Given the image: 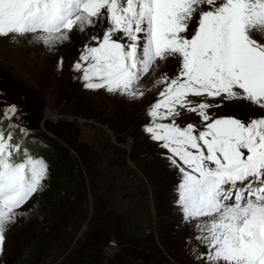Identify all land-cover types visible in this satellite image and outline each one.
<instances>
[{
    "label": "snow or ice",
    "instance_id": "snow-or-ice-1",
    "mask_svg": "<svg viewBox=\"0 0 264 264\" xmlns=\"http://www.w3.org/2000/svg\"><path fill=\"white\" fill-rule=\"evenodd\" d=\"M102 20L103 36H93L96 46L85 45L73 66L85 88L143 95L137 86L157 61L178 56V74L156 81L166 87L145 131L182 174L177 202L185 220L208 218L196 224L208 264H264V116L213 118L207 110L220 105L188 99H244L264 109V0H0V36L33 34L45 45ZM177 106L197 113L203 130L157 122L179 116ZM46 178L45 161L27 149L21 155L12 132L0 129V251L6 225Z\"/></svg>",
    "mask_w": 264,
    "mask_h": 264
},
{
    "label": "rangeland",
    "instance_id": "rangeland-1",
    "mask_svg": "<svg viewBox=\"0 0 264 264\" xmlns=\"http://www.w3.org/2000/svg\"><path fill=\"white\" fill-rule=\"evenodd\" d=\"M198 19L197 15L191 21L189 37L197 27ZM107 27V21L102 20L84 32L71 31L67 40L54 45L35 40L33 34L0 36V129L7 132V126H11L15 131L13 143L20 144L21 155L27 149L30 155L43 159L47 165V178L40 189L16 210L15 221L6 225L0 264H13L26 240L40 242L45 255L43 264H90L94 259H101L100 264H105L120 250L114 239H110L115 233L105 234L108 228L119 225L124 218L140 220L151 214L155 219L157 205L169 214L166 226L161 229L162 234L158 225L150 231L146 229L143 239L148 240L141 241L152 248L156 244L157 251L143 247L137 251L153 258L152 264H208L203 255L208 249L196 239L200 235L196 224L208 218L186 221L184 217L181 221L174 216V209H180L184 216L182 206L169 199L171 189L177 192L179 199L178 185L182 174L168 159V150L145 131V126L152 121L150 106L157 102L159 93L166 87L156 81L164 74L169 80L175 77L180 69V58L157 61L159 67L145 75L137 86V91L143 95L85 88V81L80 79L83 72L76 71L73 66L79 61L84 46H96L92 37H102ZM256 38L260 39L259 36ZM82 63L87 66V62ZM35 95L41 98L40 102H35ZM188 99L193 106L201 102L220 105L207 110L213 118L235 117L247 122L264 116V109L244 99L195 96ZM74 101L75 105L85 108L81 115L69 111ZM10 106H15L16 111L5 116V110ZM177 111L179 116L158 118L157 122L172 123L175 119L180 127L193 123L203 130L204 122L197 113L180 106ZM50 112L60 115L57 120H66L59 131L65 129L67 138L83 143L80 147L84 150L85 161L80 162L73 150L66 154L74 164L77 178L80 176L82 182L78 183V188L84 189L82 193L67 195L64 190H54L50 158L33 154L28 148H37L44 142L48 144L46 146L54 145L55 138L60 141L46 129V122L40 125L44 115L46 121H54L49 118ZM140 112L143 113L127 128L118 125ZM114 128L118 131L114 132ZM77 130L78 139H75L72 131ZM42 134L48 140L43 142ZM61 153L64 155V151ZM105 160L108 164L102 166ZM177 162L182 165L178 158ZM81 194H85L83 201ZM67 214H72V220L63 224L61 220ZM102 234L106 237L110 234V238H106L109 241L104 242L106 245L100 254L84 255L86 246L101 239ZM93 255L95 258L91 257Z\"/></svg>",
    "mask_w": 264,
    "mask_h": 264
},
{
    "label": "trees",
    "instance_id": "trees-1",
    "mask_svg": "<svg viewBox=\"0 0 264 264\" xmlns=\"http://www.w3.org/2000/svg\"><path fill=\"white\" fill-rule=\"evenodd\" d=\"M34 100L35 102H40L41 98L35 95ZM74 102H75L74 105L69 107V111L72 110L75 115H81L80 112H82L85 108H83L81 105L79 106L75 105L76 101ZM65 104L68 105V103L66 102ZM142 113L143 112H140L138 116L135 115L134 118L131 117V119L128 118L126 120H123L118 125H120L121 128L125 129L135 121V118L139 117ZM45 122H46V129L52 131L60 139V141L56 138L57 140L55 141L56 143L54 145L46 146L48 144L43 140H48V137L42 134V141L45 144L42 143L37 148L29 146L28 147L29 150L33 154L45 155L47 158H50L51 166L53 169L52 170L53 178H51V181L53 180V182L51 186L54 190L57 189V192L59 190L60 191L64 190L67 195L69 194L75 195L78 193H82L84 189L79 190L78 188V183L82 182L80 180V176L79 178H77V175L74 171V164L70 159L66 157V154L70 153V149H73L77 157L79 158L80 162L85 161L84 150L80 147V145H83V143L80 141L79 142L74 141L72 137L67 138L65 136V132H66L65 129H63L62 131L58 130V128L63 123H65V121L51 123L45 120L43 125L45 124ZM7 131H11L12 133L15 132L9 126H7ZM117 131L118 130L114 128V132ZM72 134L73 137H75V139H78L77 136L78 130L76 132L72 131ZM87 147L88 146H86V148ZM87 149H91V147H88ZM61 151H64V155H62ZM106 161L107 160L103 162L102 166L108 164V162ZM156 193H157V189L155 190V194ZM84 195L85 194H81L82 201L83 199H85L83 198ZM169 199L171 202L177 203L178 201L177 192L171 189L169 192ZM165 211L166 209H162L161 207L159 209V206L157 205V217L155 219L151 216V214L144 215L143 218H141L140 220L124 218L121 221V223H119V225L112 227V229L108 228L107 232L105 233L107 234L108 232L110 233L114 232L115 233L114 237L110 238V234L107 237L105 234H102L101 239H96L95 243L86 246V250H84V255L100 254L101 250L106 245L104 242L109 241L106 240V238H110L115 240L114 242L117 243L118 246H120V250L115 252L114 256L109 258L105 264H152L154 261L153 258H147V256L141 254L142 253L141 251H137V250L143 247L151 251L152 249L153 251L154 250L157 251L156 244L152 248L149 244L141 243V241L146 236L147 233L146 229L150 231L152 228L158 225L161 233V229H164V226H166V222L169 217V214H166ZM173 212H174V216H177L178 220L181 221L184 220V216H182L180 209H174ZM67 215L68 216H66L63 221L61 220L63 224L70 222L72 220V214H67ZM98 227L102 230L101 226ZM143 240H148V239H143ZM178 255H180V253ZM91 257L95 258V255ZM44 258H45L44 249L42 250V245L40 244V242L37 240V242L31 243V240H26L25 244H23L20 256L15 258L13 264H43ZM181 258L183 257H179V259ZM101 262H102L101 259H94L90 262V264H100Z\"/></svg>",
    "mask_w": 264,
    "mask_h": 264
}]
</instances>
